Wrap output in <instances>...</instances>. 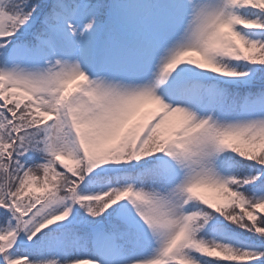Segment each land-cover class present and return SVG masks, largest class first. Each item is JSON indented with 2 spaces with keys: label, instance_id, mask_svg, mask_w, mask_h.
Instances as JSON below:
<instances>
[{
  "label": "snow or ice",
  "instance_id": "obj_1",
  "mask_svg": "<svg viewBox=\"0 0 264 264\" xmlns=\"http://www.w3.org/2000/svg\"><path fill=\"white\" fill-rule=\"evenodd\" d=\"M0 264H264V0H0Z\"/></svg>",
  "mask_w": 264,
  "mask_h": 264
}]
</instances>
